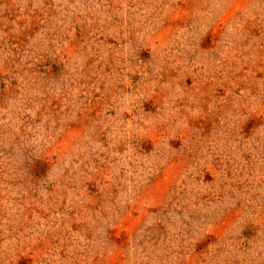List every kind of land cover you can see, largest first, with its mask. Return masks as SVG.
Returning <instances> with one entry per match:
<instances>
[{"label":"rangeland","instance_id":"rangeland-1","mask_svg":"<svg viewBox=\"0 0 264 264\" xmlns=\"http://www.w3.org/2000/svg\"><path fill=\"white\" fill-rule=\"evenodd\" d=\"M0 264H264V0H0Z\"/></svg>","mask_w":264,"mask_h":264}]
</instances>
